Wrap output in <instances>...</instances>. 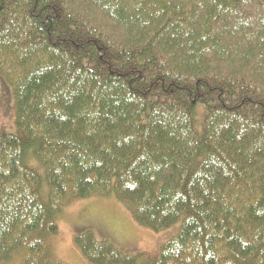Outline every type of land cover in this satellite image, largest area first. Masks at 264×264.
<instances>
[{
    "label": "trees",
    "instance_id": "16d2710c",
    "mask_svg": "<svg viewBox=\"0 0 264 264\" xmlns=\"http://www.w3.org/2000/svg\"><path fill=\"white\" fill-rule=\"evenodd\" d=\"M0 78V264H64L58 217L109 196L179 230L153 258L82 231L89 264H264V3L0 0Z\"/></svg>",
    "mask_w": 264,
    "mask_h": 264
},
{
    "label": "rangeland",
    "instance_id": "374dc122",
    "mask_svg": "<svg viewBox=\"0 0 264 264\" xmlns=\"http://www.w3.org/2000/svg\"><path fill=\"white\" fill-rule=\"evenodd\" d=\"M264 3V0H258ZM16 126L13 94L0 78V139L19 136ZM57 233L48 239L52 257L64 264H89L74 245V237L92 231L98 240L110 243L126 256H157L162 246L179 230V224L159 232L137 225L128 210L113 196L78 200L67 206L57 220Z\"/></svg>",
    "mask_w": 264,
    "mask_h": 264
}]
</instances>
